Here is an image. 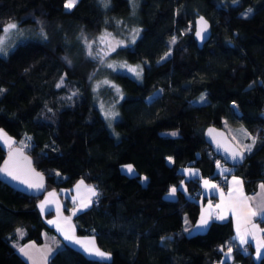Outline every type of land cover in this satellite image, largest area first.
<instances>
[{"label": "trees", "instance_id": "16d2710c", "mask_svg": "<svg viewBox=\"0 0 264 264\" xmlns=\"http://www.w3.org/2000/svg\"><path fill=\"white\" fill-rule=\"evenodd\" d=\"M66 1L0 0V34L10 21L44 31L0 53V129L16 142L28 141L23 148L46 181L37 196L0 181V264H29L13 245L16 230L24 229L22 241L41 242L53 230L37 203L48 189L69 188L79 179L97 193L73 216L75 232L92 236L110 257H92L62 241L48 264H212L234 227L226 219L211 220L203 231L185 229V216L194 223L201 204L198 178L181 169L196 167L219 179L215 165L226 163L203 130L208 124L226 130V123L241 125L253 138L247 158L230 166L231 173L248 191L264 180V0H141L140 34L118 53L142 63L141 77L112 74L122 91L113 122L117 138L93 102L91 61L66 40L112 29L113 18L128 14V1L108 0L106 9L99 0H77L71 8ZM199 14L212 25L201 48L192 36ZM169 49L171 55L158 61ZM170 129L178 133H163ZM7 149L0 143V164ZM125 164L135 173L123 172ZM252 251L234 246L222 264H264V253L255 259Z\"/></svg>", "mask_w": 264, "mask_h": 264}, {"label": "crops", "instance_id": "0c3cea01", "mask_svg": "<svg viewBox=\"0 0 264 264\" xmlns=\"http://www.w3.org/2000/svg\"><path fill=\"white\" fill-rule=\"evenodd\" d=\"M6 138L10 139L9 136L0 130V143L2 145H4ZM248 139L250 140L247 150L249 152L252 149L253 138L248 137ZM221 165L216 164L214 168V174L217 173L219 179L203 176L198 168L192 166L184 167L181 171L187 178H198V190L195 192V195L197 193L196 199L201 204L199 216L188 232L205 230L211 220L223 221L231 219L234 234L227 241L228 246L224 249L223 255L220 258H224L225 251L228 252L231 249L229 251L230 257H225V259H229L231 258L234 246H240L246 251L252 249V252H254L256 250L255 245L257 244H255L254 240L261 236L263 231L261 222L264 221V215L259 213L264 209V188H261L264 180H260L257 183L256 189L248 191L242 177L231 173V168H221ZM128 173H135L133 167L132 172L128 171ZM221 179L225 182L224 186L221 185ZM205 181H208V186L205 185ZM211 185H215L216 187L213 188ZM182 187L184 188L185 186L182 185ZM171 190L167 196L172 198L175 193L173 194ZM92 198L93 186L81 179L77 180L69 188L48 189L37 203V207L45 223L53 231L43 233V240L41 242L33 239L22 241L24 229L18 228L13 239V245L18 253L29 264H48V259L57 246L62 241H67L82 249L89 256L102 259L109 258L110 253L100 248L92 236H79L75 232L73 216L87 208L91 204ZM66 203H68L67 206ZM253 212L258 214L254 216L252 215ZM220 217H223V219ZM202 219L206 220L207 223H202ZM49 221H55V223H49ZM66 235L71 236L72 239H66ZM76 240L82 243H76ZM242 240L245 242H242ZM21 248L24 249V252L20 251ZM86 248L90 249V251L86 250ZM97 250L104 253V255H96ZM261 252L263 253L264 249Z\"/></svg>", "mask_w": 264, "mask_h": 264}, {"label": "rangeland", "instance_id": "374dc122", "mask_svg": "<svg viewBox=\"0 0 264 264\" xmlns=\"http://www.w3.org/2000/svg\"><path fill=\"white\" fill-rule=\"evenodd\" d=\"M99 1L104 9L108 7V0ZM127 1L129 4L128 14L118 19L113 18L111 22L113 25L112 29H108L107 27L103 28L102 32L95 36L77 33V35H75L72 40H66L67 47H71V45L75 46L77 49L75 52L81 50L80 53L87 56V58L91 61L92 69L87 76L88 87L93 97V102L101 112V115L104 118L109 131L116 138L119 135L113 128V122L120 117L116 105L119 99L122 97V91L112 79V74L127 73L139 79L143 70L142 63H130L118 54L121 48L131 46L140 34V27L138 25L136 14L141 0ZM66 3H68V0L65 2V4ZM108 21L109 20L107 19L106 22ZM9 24H15L16 28L10 29L6 32L5 29ZM41 36H44V31L39 26H21L14 21H10L6 24L3 32L0 34V53L6 54L16 43L20 41L29 39L31 37L38 38ZM170 55L171 49L165 52L158 61H162L168 58ZM68 58H71V56L68 55ZM109 65H112V67H109ZM129 68L136 69L138 72H140V74L137 75L136 72L129 71ZM224 126L226 127L229 137L243 151L248 152L247 150L250 145V140L248 139L249 136L247 130H245L241 125L231 126L225 123ZM163 133L172 135V133L177 134L178 131L176 129H170L163 131ZM13 144L26 147L28 141L26 139H22L16 142L14 139L10 138L9 142H4V145H6L8 148ZM168 161L170 162L171 158H168ZM127 165L130 164H125L122 166L123 172L128 173V168H126ZM221 168L229 169L231 167L227 164H222ZM221 185H223L222 182ZM193 225L194 223L189 222L188 218L185 216V229L190 231ZM254 241L257 245H255L256 250H254L253 254L255 259H258L260 255L264 253L261 252L264 249V238L259 236ZM258 251L259 255L257 254ZM225 257H230L229 251H225L224 258L215 260L212 264H222ZM230 264H240V262L231 261Z\"/></svg>", "mask_w": 264, "mask_h": 264}, {"label": "water", "instance_id": "95a60500", "mask_svg": "<svg viewBox=\"0 0 264 264\" xmlns=\"http://www.w3.org/2000/svg\"><path fill=\"white\" fill-rule=\"evenodd\" d=\"M193 26L192 36L197 47L201 48L211 36V22L203 14H199L194 17ZM198 31H201V36L196 35ZM203 136L210 149L229 166L241 165L248 156L247 152L243 151L221 126L208 124L203 130ZM5 167L7 171H0L1 182L33 196L45 191L44 175L34 167L31 156L22 146L13 144L6 150L0 169ZM9 172L12 175H9ZM14 176L17 178L14 179ZM29 184H42V187H29Z\"/></svg>", "mask_w": 264, "mask_h": 264}, {"label": "snow or ice", "instance_id": "6c2138e0", "mask_svg": "<svg viewBox=\"0 0 264 264\" xmlns=\"http://www.w3.org/2000/svg\"><path fill=\"white\" fill-rule=\"evenodd\" d=\"M76 2H77V0H68V3L65 4V7H66V8H71V7H73V6L75 5ZM233 2H235V0H233ZM14 28H16V25H15V24H9L8 27L5 29V31L7 32L8 30H10V29H14ZM196 35H197V36H201V31H198V32L196 33ZM109 67H112V65H109ZM129 71L136 72L137 75L140 74V72H138V71H137L136 69H134V68H129ZM58 87H59V85H58ZM203 99H204V98L201 97V100H203ZM172 135H176V133H172ZM5 142H6V143L9 142V138H6V139H5ZM127 167H128V171H129V172H132V167H131V165H129V166H127ZM0 171H7V167H5V169H0ZM8 174H9V175H12L11 172H9ZM13 178L15 179V178H17V177L14 176ZM81 183H83V181H81ZM204 183H205L206 186H208V181H205ZM29 187L40 188V187H42V184H35V185H33V184H29ZM211 187L215 188L216 186H215V185H211ZM261 188H264V184L261 185ZM176 191H177V189H176L175 187L172 188V190H171V192H172L173 194H174ZM93 194L95 195V192H94V191H93ZM85 206H86V205H85ZM42 207H43V206H42ZM257 214H258V213H256V212H253V213H252V215H254V216L257 215ZM259 214L264 215V209H262L261 212H260ZM220 218L223 219V217H220ZM49 223H55V221H49ZM202 223H207V221L202 219ZM65 238H66V239H72V237H71V236H68V235H66ZM75 242H76V243H82V242L79 241V240H76ZM242 242H245V241L242 240ZM86 250L90 251V249H87V248H86ZM20 251H21V252H24V249L21 248ZM229 251H231V249H229ZM257 254L259 255V251H258ZM96 255L103 256L104 253H101V252H99V251L97 250V251H96Z\"/></svg>", "mask_w": 264, "mask_h": 264}, {"label": "built area", "instance_id": "2783aa9c", "mask_svg": "<svg viewBox=\"0 0 264 264\" xmlns=\"http://www.w3.org/2000/svg\"><path fill=\"white\" fill-rule=\"evenodd\" d=\"M94 191H95V193H97V189H94ZM96 199H95V197H94V199H93V203H96ZM261 236L264 238V226H263V231H262V233H261Z\"/></svg>", "mask_w": 264, "mask_h": 264}]
</instances>
